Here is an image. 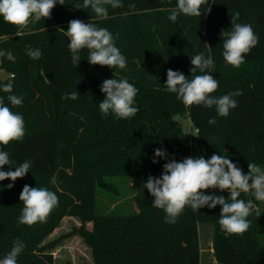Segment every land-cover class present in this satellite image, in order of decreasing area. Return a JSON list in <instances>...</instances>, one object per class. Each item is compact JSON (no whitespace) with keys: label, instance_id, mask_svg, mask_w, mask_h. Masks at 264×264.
<instances>
[{"label":"trees","instance_id":"obj_1","mask_svg":"<svg viewBox=\"0 0 264 264\" xmlns=\"http://www.w3.org/2000/svg\"><path fill=\"white\" fill-rule=\"evenodd\" d=\"M122 3V8L108 6V17L98 18L91 7H83V0H64V5L56 4L49 19L24 29L0 17V50L16 57L14 62L0 57V70L5 72L0 86L11 81L22 105L13 107L7 100L9 93L0 91V97L25 122L24 138L0 145V150L8 152L12 167L26 160L32 165L11 189L7 188L11 180L0 181V259L14 241L21 240L25 247L17 264H54L52 249L59 239H45L64 217H76L80 224L69 234L80 236L92 264H199L200 222L213 225V256L219 264H264V202L248 194L240 198L252 199L256 208L247 218L251 226L243 235L221 230L219 205L198 211L185 207L176 223H166L165 212L152 206L154 198L146 188L134 195L138 206L134 214L95 212L96 188L114 189L108 176L161 175L166 160L152 162L157 148L166 149L177 161L216 154L227 156L245 174L248 163L264 169V0H208L201 6L204 15L181 14L175 22L168 17L177 0ZM132 3L135 8L128 7ZM235 12H239L237 23L251 25L259 37L238 68L225 63L220 36L222 29L230 30L229 13ZM73 19L110 31L126 58V68L90 65L87 49L81 50V62L74 66L67 46L70 41L61 30L67 31ZM28 45L41 50L38 60L26 55ZM201 53L211 56L215 64V70H209L219 81L214 96L243 93L234 97L238 106L227 117L219 116L215 106H186L165 90L167 70L191 79V57ZM110 78H126L138 89L135 116L118 119L111 112L107 116L100 112L99 102L105 98L100 86ZM74 91L80 94L77 100L64 98ZM183 117L189 118L190 128L183 127ZM211 118L216 123L209 124ZM0 170L15 169L6 165ZM25 184L57 194L58 206L45 222L19 223L23 208L19 195ZM205 194L229 197L219 189L205 190Z\"/></svg>","mask_w":264,"mask_h":264},{"label":"clouds","instance_id":"obj_2","mask_svg":"<svg viewBox=\"0 0 264 264\" xmlns=\"http://www.w3.org/2000/svg\"><path fill=\"white\" fill-rule=\"evenodd\" d=\"M64 5V0H0V17L4 22L20 29L27 28L29 24H36L42 18L49 19L56 4ZM208 0H177L176 7L171 10L168 17L172 22L181 14L186 16H202L201 6ZM108 6L112 9L122 8V0H83V7H91L98 18H107ZM129 8H135V4H129ZM210 7L209 11L210 12ZM231 17L230 30L222 29L223 52L222 56L226 64L232 67H240L245 62V55L254 48L259 37L249 24L237 23L239 12L229 13ZM63 34L67 37L68 48L71 52V60L78 67L81 62L80 52L88 50L87 61L90 65L107 66L115 69L126 68V58L115 45L113 34L106 28L98 27L92 22L85 23L80 19L69 21L67 31ZM210 47V46H209ZM26 55L32 60H38L41 50L33 49L31 45L26 47ZM0 57L14 62L16 57L11 51L0 50ZM190 69L192 78L186 77L180 71L167 70L165 90L176 94L184 105H203L206 108L215 106L216 112L221 117H227L231 109L238 106L234 97L243 93L240 90L230 92L223 96H214L219 87V81L212 75L215 64L211 56L203 53L191 57ZM212 70V71H209ZM197 71L200 74H195ZM0 91L9 93L7 100L13 107L22 105V97L13 94L11 81L0 86ZM100 91L105 98L99 102L100 112L107 116L110 112L118 119H129L139 111L135 105V97L138 89L126 78L119 80L110 78L102 82ZM77 91L65 95V99L77 100ZM216 123L214 118L209 119V124ZM25 136V122L23 115L12 110L0 97V145H8L13 141H20ZM160 159L166 160L160 176L149 175L146 183H142V189L146 188L154 198L152 206L165 212V222L176 223L178 216L185 207H191L198 211L208 207L214 209L221 206L218 223L221 230L234 235H243L251 226L247 219L256 204L252 199H241V194L254 197L255 201L264 202V169L255 163H248V172L245 174L241 168L225 155L213 154L209 159L201 157H185L181 161L172 158L166 149L154 150L152 162L158 163ZM14 161L10 160L6 151L0 150V169L8 165L15 170H0V181L6 179L13 183L7 185L8 189L14 186L18 178H23L31 168V161H24L19 166L12 167ZM56 183V177L51 179ZM219 189L227 191L229 197L215 194H205V190ZM58 196L55 192L44 187H32L27 184L19 195L23 204L19 223L32 226L38 222H45L49 214L58 206ZM25 245L23 241H14L8 254L0 259V264H17V258L22 253Z\"/></svg>","mask_w":264,"mask_h":264},{"label":"rangeland","instance_id":"obj_3","mask_svg":"<svg viewBox=\"0 0 264 264\" xmlns=\"http://www.w3.org/2000/svg\"><path fill=\"white\" fill-rule=\"evenodd\" d=\"M4 75L5 72L0 70V76ZM181 121L184 128H190L189 118L183 117ZM107 180L112 183L114 189L96 188V214L131 215L137 212L138 206L134 202V195L147 179L112 175L108 176ZM79 224L80 221L76 217H64L59 226L45 239V241L59 239L52 249L54 264H66L67 261L73 264H92L90 250L80 236L69 234L72 227H77ZM87 225L91 226L90 223ZM212 237L213 225L210 222L198 223L199 264H219L213 256Z\"/></svg>","mask_w":264,"mask_h":264}]
</instances>
